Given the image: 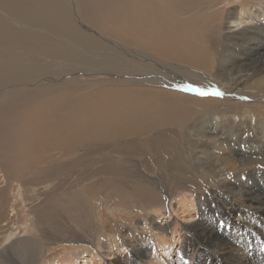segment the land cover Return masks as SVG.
Wrapping results in <instances>:
<instances>
[{
    "label": "bare ground",
    "instance_id": "6f19581e",
    "mask_svg": "<svg viewBox=\"0 0 264 264\" xmlns=\"http://www.w3.org/2000/svg\"><path fill=\"white\" fill-rule=\"evenodd\" d=\"M248 1L78 0L81 22L106 36L110 40L107 42L87 33L63 0H0L10 17L34 27L33 31L52 29L86 46L125 55L84 59L78 51L73 53L70 45L38 38V32L25 35L0 22V37L8 39L0 44V78L22 74L39 78L0 94V198L12 194L17 197L12 205L0 201V231L5 230L0 233V237L4 235L0 247L25 227L13 223L11 228L9 219H1L9 207V218L18 219V202L33 204L43 199L44 204L53 205V210L47 205V209L39 208L35 213L30 228L35 234H29L26 228L24 239L7 248L17 264H39L63 249L49 251L42 243L45 237L86 245L79 257L73 251L54 264H104L98 261V255L103 254L110 255L108 264L113 258L119 264H264V175H259L254 184L246 181L235 186L246 194L247 211L228 206L229 211L236 212L230 218L224 208L201 210L202 221L196 228L212 235L205 237L202 248L191 251L180 246L178 260L167 256L171 254L170 245L179 242L174 238L179 223L168 222L165 228L160 224L159 231L149 238L129 229L126 235L121 230L109 239L104 222L108 212L129 216L160 207L165 175L186 176L190 159L195 167L200 162L218 175L234 162L238 168L264 165V142L259 141L245 150L251 156L235 157L233 162L222 158L226 164L214 167L209 164L210 159L220 157L216 150L221 149L210 143L216 136L229 148L237 146L229 135L231 127L235 137L243 139L250 122L237 121L244 112L253 115L254 124L264 125V74H252L264 64V39L258 38L264 33L254 31L257 25H253L256 18H264V13L254 14L255 10L246 6ZM252 25L255 28L251 30ZM111 42L169 61L175 70L166 76L140 67L130 75L131 63L138 62L139 57L120 51ZM231 44L236 45L235 57ZM26 51L36 56L60 55L62 61L75 59L100 69L63 78L39 76L36 72L44 68V63L24 61ZM143 63L148 68L155 64L150 60ZM188 85L220 95L200 96L187 89ZM196 133H204L208 139L204 143L196 141L201 147L194 146V152L190 139ZM143 156L150 160L143 161ZM149 162L155 167L142 169ZM42 175L55 180L57 189L50 184L39 186ZM31 178L35 186H27ZM186 199L177 211H191L194 205ZM30 222L26 219L27 224ZM41 225L49 230H36Z\"/></svg>",
    "mask_w": 264,
    "mask_h": 264
},
{
    "label": "rangeland",
    "instance_id": "374dc122",
    "mask_svg": "<svg viewBox=\"0 0 264 264\" xmlns=\"http://www.w3.org/2000/svg\"><path fill=\"white\" fill-rule=\"evenodd\" d=\"M73 1H74V3H73ZM63 2L65 3V5L70 10H72V12H74L73 13L74 16L77 17V18H75L76 21L79 23V25L81 24L82 28L84 26L83 29L87 33H89V34L92 33V35H94L96 37L99 36L102 40H106L107 42L110 41L109 39H106V36H103L102 34L86 27L85 24H83L81 22L79 10H78V0H63ZM248 2L246 3L247 4L246 6H250L249 8L252 7L251 9L255 10L254 14H256L258 12H260L262 14L264 13L263 1L251 0V2H249V3ZM71 6L74 9L71 8ZM260 7H262V8L260 9ZM247 9L248 8L246 7V10ZM1 18H4V19H1ZM262 19H264V18H261L260 20L256 18L253 21V23H254L253 25H255V26L257 25V26L255 28L252 25L251 30L253 28H255L254 31L256 29L259 32H260V30L261 31L263 30V33H264V20H262ZM0 22H3L8 28L16 30V31H18L22 34H25V35H32L33 33L38 32V36H37L38 38H41L43 40H52L55 42L65 43L67 45H70L71 46L70 50L73 51V53L74 52L76 53V51H78L77 54H81L84 59L90 60L93 58H97L99 56L100 57H102V56L103 57L119 56V58H125V55H119L116 51H112V50L103 51V50H98V49L93 48V47L86 46L84 43L76 41L74 39H70L66 35H63L60 32H57V31L52 30V29L41 27V28H37V29H35V31H33L34 27L25 25L24 23L20 22L18 19H16V18L14 19V17H10L9 13L6 12V10L4 9V6L1 4H0ZM12 22H13V24H12ZM256 22H257V24H256ZM260 22H262V23H260ZM88 29H90V30H88ZM47 37H49V38H47ZM258 38H261V40H263L264 34H262L261 36H258ZM10 40L13 42L17 41V39H14V40L10 39ZM7 41H8V39H6L5 37H0V44H5ZM73 41H75V42H73ZM32 42H34V41L32 40ZM79 43H80V45H83V46H78ZM112 44H113V47L119 49L120 51L125 52L128 55L131 54L130 56H132V57L133 56L136 58L139 57L138 62L131 63V65L133 67H131L128 70L131 72L130 75H135L136 72H134V71L140 70V67L142 68L143 71H148V72L150 71L151 73H153L155 71L154 73H156V74L157 73L160 75L165 74L166 76L170 75L175 70V69H172L174 67H173L172 63H169V61H164V60H161L158 58L151 57L150 54L142 52V50L141 51L140 50H132L131 51L130 49L129 50L125 49L121 44H116V43H112ZM224 44H226V43H224ZM78 47H84V48L79 50ZM229 47L233 51L235 50L232 54V57H235L234 53L236 52V45L231 44V45H229ZM122 48H124V50H122ZM12 49H15V48H12ZM242 51H243V49H242ZM26 52L27 53H25V55H23V57H25L24 61H26V60L30 61L33 59H37V60H41V62L44 63V65H43L44 68L42 67L36 72V74L39 76H47V75L53 74V75L60 76V78H63V77H66L67 75L75 76L76 74L77 75L87 74L90 71L100 69L99 67L91 66L85 62H84V64H79L75 59H70V60L65 59V61H62V60H64V57H61L60 55L59 56L56 55V56H52V57L47 56V55L36 56L38 54L34 55L30 51H26ZM46 56H47L48 60H47ZM21 57L22 56H20V58ZM30 57H31V59H30ZM37 57H43V58L38 59ZM228 59L233 61L235 58L234 59L228 58ZM149 60H150V62L155 63L153 66H151V68L145 67V65L143 63V62H146ZM229 60H227V61L229 62ZM70 62H72L73 64ZM29 63H33V61H31ZM64 63H66V65ZM163 64H164V66H163ZM53 65L56 67H54ZM49 66H51V67H49ZM165 66H167V67H165ZM23 68H24V65H22V69ZM49 68H51V69H49ZM58 68H60V69H58ZM45 69H46V71H45ZM256 69L257 70L252 73L253 76L256 75V73H260V71H261V73L264 74V64L263 63H261V66L256 68ZM52 70L55 73H53ZM2 79L3 78H0V94L1 93L6 94V93L11 92L15 89L21 88L24 85L26 86L29 84H33L39 80V78H29V77L24 76L23 74H22V76L21 75L13 76L11 78L7 76L6 78L3 79V81H2ZM169 79H171V78H169ZM222 98L225 99L224 96ZM251 102H253V101H251ZM263 102H264V100H263ZM249 104H252V103H249ZM244 121H248V122H250V124H249V129H247L242 140H239L235 137V135L233 134L234 130L231 127H230L231 131L229 130V135L234 138L235 145H237V146H234V144H233L229 148L226 144H224V143L222 144L221 143L222 140H221L220 136H216L214 138V140L212 142H210V143H213L212 145H214V147L216 146V147L221 149L220 151L216 150V152L218 154H220V155H218V156H220L219 159H215V160L210 159L209 164L211 165V167H214L217 164L219 165V163H220V165L226 164V162L228 160L233 162V160H235L239 156H244V155L251 156L253 154L246 152L245 150L248 149L250 147V145H252L255 141H259L260 143L263 144V142H264V139H263L264 125H261L258 123L254 124L255 119H254L253 115H250L246 112H244V116L242 117V119L237 121V122L244 123ZM207 139H208V137L204 133L192 134L191 139H190V143L192 144L191 148L194 150V152L197 149V148H194V146L201 147V145L196 143V141H200L201 143H204V141ZM214 147H213V150H214ZM237 148L241 149L242 152H234L233 153V151ZM222 158H225L227 161L223 160ZM128 159L133 160L130 157H128ZM141 159L143 161H148V160H150V157L149 156H143V157H141ZM193 162H194L193 160H191V159L189 160L190 171L188 172V174L186 176H179L178 178H176L173 176L165 175L166 180L164 181V184L162 185V188H161L162 189L161 193L164 196V199H163V202L160 205V207L156 206V207H153V209H151V210L140 211L137 213L130 214L129 216H127V215H119L118 216L117 214H116L117 216H114L113 213H110V212L106 213L104 215V222L107 224V228H108V232L106 233V235H107L106 237L111 239V238H113V236L119 235L121 230H125L123 233L126 235L130 229V230H134L135 232H137V234H140V236L142 235L141 237H143V238H149L151 235H154V234H156V232L159 231V230L156 231V229L159 227L160 224H161L160 226L162 228H165L169 223L177 222L179 224L176 228V233L174 235V238L176 241H179V242H178V244L173 243L170 245L171 254L169 256H167V255L166 256L171 257L174 260H178V258H179L178 249L180 248V246H181V249H183V250L188 249L191 251H193V249H196L199 247L202 248L205 246V244H204L205 237H207V235L208 236L212 235V233L210 231L203 232L202 228H196V225H198L202 221L201 210H203V211L211 210V207H212V209L214 207L216 209L217 208H219V209L224 208V210H227L225 215H227V216L230 215L229 216L230 218L234 217L236 215V212L234 213L232 211H229L228 210L229 207H232L233 209H235V206H237L236 207L237 210H239L238 208H240L243 211H247L248 205L246 203L247 202L246 194L243 191H237V188L239 185H241L242 182L246 183V181H248V183L251 182V184L256 183L257 177L259 175H264V165H262L260 167L261 164H247V165H244V166L238 168V166H234V164H236L234 162L232 167L223 169L224 173L222 172L221 174L218 175V174L211 173L208 170V167H206L203 164L201 165L200 162H196L195 164L198 167H195ZM154 167H155V163L149 162V163L145 164L142 169L147 171L148 169L154 168ZM226 172H227V174H225ZM145 175L146 174H144V176ZM33 179L34 178L27 180V186H35L36 185V183L33 182ZM250 179H251V181H250ZM210 180H212V181H210ZM38 181L42 182V184L39 186L50 184V185L54 186L53 189H57V185H58L57 182L55 180H50L47 177V175H42L38 179ZM235 183H237L238 185ZM0 185L2 186L1 183H0ZM235 186H237V188ZM32 188H37V187H32ZM12 195L8 196L9 198H12V199L5 197L4 199L0 198V201L4 202V203H6V201H7V205H12L13 201L17 199L16 196H12ZM185 198L188 199V200L186 199V201L188 203H190V201H192V204L194 206L192 208H190L191 211H189V209L186 208V211L181 213V210L180 211H177V210H178V207H180V202L183 201ZM209 198H211V199H209ZM213 199H215V200H213ZM205 202L207 204H205ZM210 202H211V204H210ZM17 204L19 207L18 212H17L18 213L17 217L19 216L18 219H16V217L9 218V216H8L9 211L8 210L10 209V207L8 208V210H6L8 213L5 212L1 219L4 218L3 221L9 219L8 224H10L11 228H12L11 224H13V223L16 226H18L19 224H24L25 227L22 230V232L18 233L16 235V237L11 242L7 243L8 245L7 244L1 245V247H0V264H17V262L12 257V255L8 252L7 248L10 247V245H12L13 243L19 241L20 239L21 240L24 239L25 234H26V228H28L29 234L30 233H32V235L35 234V230H32L30 228L33 227V222L35 221V218H36L35 213L37 211H39V208L41 210H44V209H47V205H49L51 210H53V205L51 203H45L44 204L43 199H41L40 201L35 200L33 204H30V203L25 204L24 203L22 205V202H18ZM211 205H213V206H211ZM217 206H219V207H217ZM20 208H21V210H20ZM206 208H207V210H206ZM187 212H192V213H187ZM194 213H196L197 215ZM7 216H8V218H7ZM5 218H7V219H5ZM28 218L31 221L30 224L26 223V219H28ZM60 220H63V219L61 218ZM215 220L218 221V219H215ZM119 223H122V226H119ZM149 224H151L155 228L153 229ZM206 224L208 225V223H206ZM26 225H27V227H26ZM39 229L49 230L48 228H44V225H41L40 227H36V230H39ZM3 231H5V230H3ZM3 231H0V233ZM177 231H178V233H177ZM164 235L166 236V235H168V233L164 232ZM2 238H4L3 234L1 235L0 240ZM81 238H78V239H81ZM162 238H165V237H162ZM1 241H0V243H1ZM42 243L46 247L50 248L49 251L56 249V248H63V249L56 251L57 253L52 252L50 255L47 256L46 259L44 258L41 262H39V264H54L55 262L59 261V259H61L62 256L68 255L73 251L75 252L76 257H79L80 256L79 252L81 250H85V247H86V245H84L83 243H74L72 241L68 242V241H62V240H56V239H47L46 237L42 241ZM49 251H46V252L50 253ZM126 251L127 250H125L124 252H126ZM116 253H117V251H116ZM108 258H110V255H106V254H103V256L98 255V261L101 263L104 261V264L109 263ZM116 259L117 258L111 259L110 264H119L120 262L117 261ZM78 264H81V262L78 261Z\"/></svg>",
    "mask_w": 264,
    "mask_h": 264
},
{
    "label": "snow or ice",
    "instance_id": "6c2138e0",
    "mask_svg": "<svg viewBox=\"0 0 264 264\" xmlns=\"http://www.w3.org/2000/svg\"><path fill=\"white\" fill-rule=\"evenodd\" d=\"M187 89L196 92L200 96H208V95H216V96H219L220 95V93L218 91L209 92L207 90H203V89H200L198 87H193L191 85H188L187 86Z\"/></svg>",
    "mask_w": 264,
    "mask_h": 264
}]
</instances>
